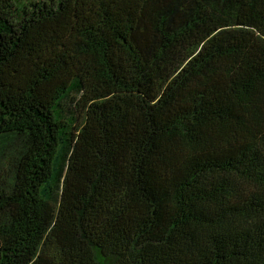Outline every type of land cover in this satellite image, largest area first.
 I'll use <instances>...</instances> for the list:
<instances>
[{
  "label": "trees",
  "instance_id": "1",
  "mask_svg": "<svg viewBox=\"0 0 264 264\" xmlns=\"http://www.w3.org/2000/svg\"><path fill=\"white\" fill-rule=\"evenodd\" d=\"M0 264H264V0H0Z\"/></svg>",
  "mask_w": 264,
  "mask_h": 264
}]
</instances>
